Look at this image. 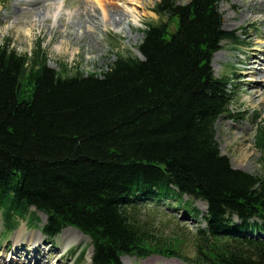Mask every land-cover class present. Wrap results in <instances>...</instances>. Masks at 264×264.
Listing matches in <instances>:
<instances>
[{
	"label": "trees",
	"instance_id": "obj_1",
	"mask_svg": "<svg viewBox=\"0 0 264 264\" xmlns=\"http://www.w3.org/2000/svg\"><path fill=\"white\" fill-rule=\"evenodd\" d=\"M221 1L160 0L153 11L166 21L148 24L138 47L143 59L119 54L99 74L47 67L40 44L32 57L0 46L7 228L34 207L47 215L50 237L68 226L89 236L91 264L150 254L190 261L182 249L189 244L194 263L264 264V242L242 237L264 231V170L232 169L215 140V122L230 114L233 99L227 79L210 67L231 38L222 30ZM258 146L264 150V131ZM146 198L196 219L192 202L203 201L205 226L191 239L181 227L159 235L138 219Z\"/></svg>",
	"mask_w": 264,
	"mask_h": 264
},
{
	"label": "rangeland",
	"instance_id": "obj_2",
	"mask_svg": "<svg viewBox=\"0 0 264 264\" xmlns=\"http://www.w3.org/2000/svg\"><path fill=\"white\" fill-rule=\"evenodd\" d=\"M158 1L99 0L109 12V18H103L96 0H7L6 3L0 0V45L8 39L10 48L18 54L31 55L40 42L47 57V65L51 69L59 70L63 64L70 73L79 71L84 74H99L107 70L117 54L138 55L137 47L143 38L145 24L160 20L151 12ZM188 1L178 0L179 3ZM260 2V0H223L220 3L223 28L244 43H222V50L213 56L215 61L212 63V68L215 76L220 77L225 74L231 77L235 75V69L239 71V65L243 60L250 61L254 52L247 48L248 43L261 41L259 45L263 48L264 41L259 38L264 35V5L260 6ZM133 9L138 12L135 21L131 20L129 14ZM244 14L248 19L243 21L241 15ZM255 54L264 61V54L260 55L258 52ZM232 84L235 85L236 90L235 103L231 107L232 120L223 118L216 123L217 142L221 153L229 157L234 169L257 175L264 169V153L256 148L257 132L260 130V123L264 122V104H259L257 100H249L252 90L248 87L245 76L238 74L233 77ZM228 124L232 126L227 128ZM227 139H230V145L225 148L224 143ZM246 140L251 145L252 155L248 163L238 167L235 148L245 146ZM167 206L166 204L149 205L140 210L138 218L145 219L152 226L151 229L160 232L157 233L159 235L162 232L173 235L179 231V227L185 226L183 233L191 239L192 232L199 225H203V220L200 217L194 219L181 215V208L167 210ZM193 207L201 214L206 211L205 204L200 201H195ZM40 216L43 223V217ZM171 218H176L178 222L170 221ZM35 224L39 223L34 221L32 226ZM19 230L22 232L21 242L24 243L28 241L29 234L36 231L27 230L25 223L21 224L17 231ZM63 239L65 243L57 239L55 249H61L62 252L66 246L71 245L74 252L72 255H64L59 260V264H74L73 256L80 246L86 248L83 263L79 264L89 261L91 247L85 236L76 235L75 239L70 241H67V237ZM6 244L2 242L0 245V255L4 253ZM182 249L189 256L193 254L190 244ZM169 261L175 260L151 257L142 262L136 261V264H149L148 262L169 264ZM175 264L183 263L176 260Z\"/></svg>",
	"mask_w": 264,
	"mask_h": 264
},
{
	"label": "bare ground",
	"instance_id": "obj_3",
	"mask_svg": "<svg viewBox=\"0 0 264 264\" xmlns=\"http://www.w3.org/2000/svg\"><path fill=\"white\" fill-rule=\"evenodd\" d=\"M260 5H264V0H260ZM96 5L98 6V8L101 10L102 15L104 16V18H109V12H108V8H104L103 5H101V3L99 2V0H96ZM130 14V18L131 20L135 21L137 20L138 17V12L133 9L129 12ZM263 17V16H262ZM261 17V18H262ZM248 19L247 16L241 15V20H246ZM240 20L239 23H241L242 21ZM261 23L263 21H260ZM264 25V22H263ZM259 43H261V41H258L257 43H251L249 45V49L253 50V57H251L252 59H250V61L246 62L248 64L247 69L243 72H241L243 75H245V79L248 80L250 83L248 85V87L252 90L251 93V98L252 100H257L259 104H264V85H262L261 83L264 81V67H263V60L261 57H258L255 52H260L262 50V47L259 45ZM262 55V54H261ZM213 61H215V58L212 59V63ZM262 86V87H261ZM231 125L228 124L226 127L229 128ZM246 145L245 146H240L238 148H235V153H236V159L238 161V167H242L244 164L248 163V161L251 158V145L248 143V141H245ZM230 145V139H227L224 143V147L227 148ZM74 231V230H72ZM76 232V231H74ZM73 232V233H74ZM78 234V232H76ZM74 233V234H76ZM37 238L40 237V235L38 233L35 234ZM31 240L33 239L32 236L29 237ZM37 238H34V243H33V247L36 246V243L39 241ZM125 264H130L128 259H124Z\"/></svg>",
	"mask_w": 264,
	"mask_h": 264
}]
</instances>
